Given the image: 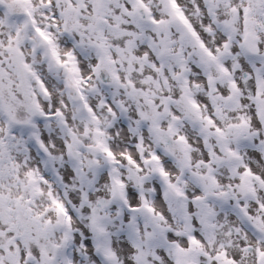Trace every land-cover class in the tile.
<instances>
[{"label": "snow or ice", "instance_id": "obj_1", "mask_svg": "<svg viewBox=\"0 0 264 264\" xmlns=\"http://www.w3.org/2000/svg\"><path fill=\"white\" fill-rule=\"evenodd\" d=\"M0 264H264V0H0Z\"/></svg>", "mask_w": 264, "mask_h": 264}]
</instances>
